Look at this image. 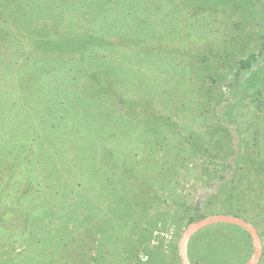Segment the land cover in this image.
Returning <instances> with one entry per match:
<instances>
[{"label": "rangeland", "instance_id": "rangeland-1", "mask_svg": "<svg viewBox=\"0 0 264 264\" xmlns=\"http://www.w3.org/2000/svg\"><path fill=\"white\" fill-rule=\"evenodd\" d=\"M214 215L264 264V0H0V264H181Z\"/></svg>", "mask_w": 264, "mask_h": 264}, {"label": "water", "instance_id": "water-1", "mask_svg": "<svg viewBox=\"0 0 264 264\" xmlns=\"http://www.w3.org/2000/svg\"><path fill=\"white\" fill-rule=\"evenodd\" d=\"M216 223H224L229 225H236L245 230L247 233L250 234L252 238V244L254 248V255L252 258L245 264H257L261 257V247H260V240L259 234L257 230L247 223L245 220L231 215H214L210 217L199 218L196 221H193L187 225L185 228L180 240H179V255L181 259V264H189L186 254L185 245L187 244L188 240L191 236L196 233L197 231L206 228L208 226L214 225Z\"/></svg>", "mask_w": 264, "mask_h": 264}, {"label": "trees", "instance_id": "trees-1", "mask_svg": "<svg viewBox=\"0 0 264 264\" xmlns=\"http://www.w3.org/2000/svg\"><path fill=\"white\" fill-rule=\"evenodd\" d=\"M261 50V49H260ZM262 50H263V48H262ZM252 57V60H253V56H251ZM250 57V58H251ZM246 59V60H239L237 63H238V68H237V72L239 71V70H243L244 68H250V66H249V61L251 60V59ZM244 62H246V63H244ZM191 223V222H190Z\"/></svg>", "mask_w": 264, "mask_h": 264}]
</instances>
